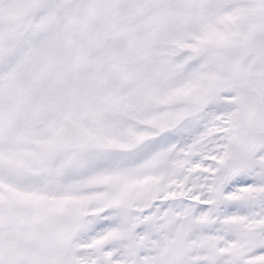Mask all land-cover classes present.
I'll return each mask as SVG.
<instances>
[{
    "label": "snow or ice",
    "instance_id": "6c2138e0",
    "mask_svg": "<svg viewBox=\"0 0 264 264\" xmlns=\"http://www.w3.org/2000/svg\"><path fill=\"white\" fill-rule=\"evenodd\" d=\"M0 264H264V0H0Z\"/></svg>",
    "mask_w": 264,
    "mask_h": 264
}]
</instances>
